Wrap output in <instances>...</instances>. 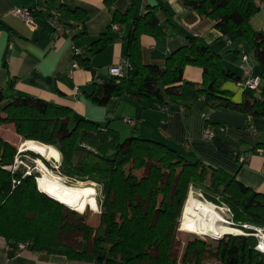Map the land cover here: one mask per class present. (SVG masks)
<instances>
[{"label":"trees","instance_id":"trees-1","mask_svg":"<svg viewBox=\"0 0 264 264\" xmlns=\"http://www.w3.org/2000/svg\"><path fill=\"white\" fill-rule=\"evenodd\" d=\"M114 1L105 3L111 7ZM263 4L264 0H185L186 6L212 19L223 35L249 45L252 58L261 67V93L245 89L244 100L234 102L232 94L221 86L230 80L241 83L242 74L225 69L223 55L196 36H189L187 44L170 53L163 67L144 63L141 35L158 36L162 30L154 13L133 17L128 9L114 10L109 29L90 44L91 54H98L114 40L110 35L113 25L133 20V29L125 37L128 65L124 75L102 82L96 79L91 100L104 105L112 97L131 95L141 102L159 101L161 107H168L182 99L184 84H194L185 78V70L191 66L202 71L197 92L206 104L264 115V30L250 24ZM70 13L76 14L77 21L68 25L81 26L74 38H85L81 20L84 11L75 9ZM4 27L0 21V29ZM78 63L92 69L89 58H80ZM1 111L6 116H0V122L14 123L21 135L14 143L18 150L34 140L56 147L61 153L57 172L71 186L87 181L93 184L102 210L97 229L87 223L89 217L77 213L85 211H71L78 216L81 224L77 229L86 239L95 233L91 250L65 245L60 237L73 223L66 214L68 206L38 188L39 173L11 168L21 153L22 157H41L32 151L18 152L0 136V236L8 245L30 241L32 248L63 246L72 260L96 259L102 264H178L174 256L177 227L191 187L201 189L208 201L227 205L233 225L246 233L252 231L244 224L264 227V193L226 172L187 160L165 142L141 137L123 139L117 130L75 118L69 107L39 98L13 97L0 90ZM258 147L264 149V142ZM102 241L110 245L109 257L94 254ZM209 241L197 238L187 242L181 264H202L207 258L218 259L221 264H264V252L255 249L257 240L251 234ZM213 242L217 244L214 249L210 248Z\"/></svg>","mask_w":264,"mask_h":264},{"label":"crops","instance_id":"crops-1","mask_svg":"<svg viewBox=\"0 0 264 264\" xmlns=\"http://www.w3.org/2000/svg\"><path fill=\"white\" fill-rule=\"evenodd\" d=\"M106 0H0V90L13 97L39 98L69 107L75 118H84L117 130L122 137H141L165 142L176 148L189 161L235 176L251 189L264 193V155L258 145L264 142V115H252L226 107H213L198 95L202 80L200 68L188 66L185 78L193 93L182 90V100L161 109L159 101H143L131 95L115 96L104 105L95 104L90 94L96 79H110L108 67L126 61L125 37L133 29V20L116 24L111 30L114 40L98 54H91L90 44L112 24L113 11L131 9L133 17L152 12L162 30L158 36L142 34V59L161 68L167 56L196 36L223 55L225 69L242 74L240 51L248 52L255 75L261 67L251 56L249 45L214 27V21L185 5V0H115L111 7ZM33 9L36 27L17 17L15 9ZM84 11L82 22L85 38L72 35L56 37L48 17L64 24L76 22L71 10ZM256 30H264V4L250 20ZM230 40V42H229ZM80 49L77 58L73 49ZM89 58L92 69L75 60ZM232 94L234 102L244 100L243 85L226 81L221 88ZM222 88V89H223ZM125 117L137 120L135 125ZM207 126L214 136L204 139ZM13 146L14 143H11ZM16 147V146H15ZM18 150V149H17ZM92 218L87 220L91 223ZM0 264H102L96 259L72 260L65 248H32L11 254L8 243L0 236Z\"/></svg>","mask_w":264,"mask_h":264},{"label":"rangeland","instance_id":"rangeland-1","mask_svg":"<svg viewBox=\"0 0 264 264\" xmlns=\"http://www.w3.org/2000/svg\"><path fill=\"white\" fill-rule=\"evenodd\" d=\"M183 88H184L185 93L187 92L189 94H192L194 92L193 88H192V86L190 84H184ZM183 88H182V90H183ZM0 116L1 117H5L6 116L5 112L1 111L0 112ZM0 136L3 139H5L8 142H10V143H15L16 140H18L21 135H19L16 132V128H15V124L14 123H12V122H9V123L0 122ZM122 138L125 139L127 137H122ZM43 145H45V144H42L39 141H35V140L34 141H30V142L27 141V143L24 144V146L20 149V151H32L33 153L39 155L41 158L36 157V156H32L30 154H25L22 157L23 154L21 153L19 156H17L16 161H15V163L13 164V166L11 168L12 169H17V168L20 167L21 170H25L28 173H30V172L39 173L40 176H38L36 180H37V185H38L40 190H41V187H40V184H39V179L41 177L42 178H47V179H49L51 177H54V178L58 179L59 181H61L62 183L70 185L71 184L70 181H68L65 177L61 176L57 172L58 164L61 161V157L60 158H56V157L51 156L44 149H41V147H39V146H43ZM46 145H48V144H46ZM143 172H144V170L139 172V174H142ZM77 184L78 185H72V186L93 188L97 192V197L99 196L97 189L89 181L84 182V183L81 182V183H77ZM191 194L195 198L199 199L200 201L207 203L204 200V198H206L205 197V193L201 189L191 187L190 190H189L188 197ZM188 197H187V199H188ZM186 202H187V200H186ZM219 205L223 208V213H221V211H219V213H221L222 216L227 221L230 222V224H229L230 226L238 228L235 225H233V222H231V215H230L229 210H227L229 207L227 205H224V204H219ZM88 206L90 208L91 204H90L89 201H86L85 204H84V207L80 210V211H85L84 213L77 212V211H79V209H75V208H73L71 206L67 207L66 214H67V216L70 218V220L73 223H71L72 224V228L70 230H68L67 232L63 233L62 236L60 237L65 245L72 246V247H75V248H78V249L79 248H86L88 250H91V248L94 246V234L95 233L94 234L92 233L91 237L89 239H86V237L84 236L83 232L77 229L78 225L81 224V223H79V221L77 219L78 216H76L75 214H72V212H71V211H75V212H77V213H79L81 215H85L86 217L92 218L91 223H88V224L91 227H93L94 229H97V227L100 224V214H101V211H102L101 210V206L99 204V211H97V212L93 211L94 209L92 207L91 208L93 210L89 209ZM184 209H185V206H184ZM184 209H183V211H184ZM182 219H183V213H182V217H181L180 222L182 221ZM180 222L178 223L177 234H176V242H175V246H174V256L177 257L178 264H181V262L183 260L182 259L183 252L185 250L187 242L194 241L197 238H200V239L206 240V241L207 240L209 241V239L213 238V237H210V236H205V235H199V234H196V233H192V232H190L188 230L183 231V230L180 229V227H181ZM244 226L250 227L249 224H244ZM243 232L246 233L245 231H243ZM103 233H104V230H101V234H103ZM229 235H241V234H232V233L223 234L218 239L226 238ZM246 235H250V234L246 233ZM216 246H217V244L213 242L212 245L210 246V248L214 249ZM94 254H95V256H100L101 255V256L109 257L110 256V245H109V243H107L106 241H102L100 246H98V247H96L94 249ZM128 264H133V263H128ZM202 264H221V262H220V260L215 259V258H207V259H205L203 261Z\"/></svg>","mask_w":264,"mask_h":264},{"label":"bare ground","instance_id":"bare-ground-1","mask_svg":"<svg viewBox=\"0 0 264 264\" xmlns=\"http://www.w3.org/2000/svg\"><path fill=\"white\" fill-rule=\"evenodd\" d=\"M27 143V142H26ZM53 157L60 158L61 153L52 145L39 146ZM39 184L43 193L68 207L81 210L86 201H89L95 211H99L97 192L93 188L71 186L51 177L40 178ZM89 208L93 210L92 208ZM221 213L214 206L195 198L192 194L188 197L183 211L181 229L199 235L219 238L223 234H243V230L230 226ZM246 234V233H244ZM215 236V237H214Z\"/></svg>","mask_w":264,"mask_h":264},{"label":"built area","instance_id":"built-area-1","mask_svg":"<svg viewBox=\"0 0 264 264\" xmlns=\"http://www.w3.org/2000/svg\"><path fill=\"white\" fill-rule=\"evenodd\" d=\"M14 13L17 17L21 18L27 24H29L33 27H36L33 9L18 8V9L14 10ZM47 20L50 23V25L53 27L54 34L56 37H60V36H63L65 34L72 36V35L76 34L81 29V26L80 27H73L72 25L62 23L61 21H59L58 19H56L54 17H48ZM113 28L117 29L118 26L115 24V25H113ZM80 54H81L80 49H76V48L73 49V56L76 57V56H79ZM75 65H78L77 60H75ZM127 65H128V63H127V61H125L121 65L109 66L108 71L110 73V76H123ZM240 68L242 70V77H243L241 84L243 85L244 89L254 91L257 94L261 93V83H262L261 77H260V75L254 74V71H253L254 66H253L251 57L244 51L241 55ZM97 80L99 82H102L101 79H97ZM161 109L162 110H168V107H161ZM125 121L130 125H135L137 123L136 119H133L130 117H125ZM213 136H214V129L212 128V126H207L205 128V131H204V139L210 140L213 138ZM258 151L262 155H264V149L263 148H259ZM204 200L207 203L210 202L209 204L213 205L215 210L217 209L218 212L221 211V213H223V208L219 204L208 201L206 198H204ZM227 210H229V212L231 213V210L229 208ZM228 224H230V222ZM245 227H247V226H245ZM247 228L251 229L252 233H250V234L253 235L257 240L256 245H255V249L260 251V252H264V227L250 226ZM30 245H32V242L28 241V242H20V243H18L17 246L8 245V247H9V250L13 251L15 254H20L24 250H26Z\"/></svg>","mask_w":264,"mask_h":264},{"label":"water","instance_id":"water-1","mask_svg":"<svg viewBox=\"0 0 264 264\" xmlns=\"http://www.w3.org/2000/svg\"><path fill=\"white\" fill-rule=\"evenodd\" d=\"M16 149H17V147H16ZM19 152H22V151H20V150H18ZM39 188V187H38ZM185 206V205H184ZM184 209V208H183Z\"/></svg>","mask_w":264,"mask_h":264},{"label":"clouds","instance_id":"clouds-1","mask_svg":"<svg viewBox=\"0 0 264 264\" xmlns=\"http://www.w3.org/2000/svg\"><path fill=\"white\" fill-rule=\"evenodd\" d=\"M241 235H246V234H241Z\"/></svg>","mask_w":264,"mask_h":264}]
</instances>
